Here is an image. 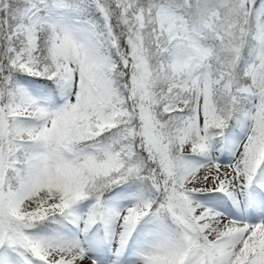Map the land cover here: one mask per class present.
Wrapping results in <instances>:
<instances>
[{"label": "snow or ice", "instance_id": "6c2138e0", "mask_svg": "<svg viewBox=\"0 0 264 264\" xmlns=\"http://www.w3.org/2000/svg\"><path fill=\"white\" fill-rule=\"evenodd\" d=\"M0 264H264V0H0Z\"/></svg>", "mask_w": 264, "mask_h": 264}]
</instances>
